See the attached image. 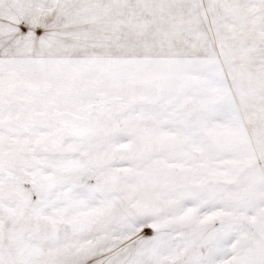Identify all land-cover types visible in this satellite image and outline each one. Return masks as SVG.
<instances>
[{
    "label": "snow or ice",
    "instance_id": "6c2138e0",
    "mask_svg": "<svg viewBox=\"0 0 264 264\" xmlns=\"http://www.w3.org/2000/svg\"><path fill=\"white\" fill-rule=\"evenodd\" d=\"M0 264H264V0H0Z\"/></svg>",
    "mask_w": 264,
    "mask_h": 264
}]
</instances>
